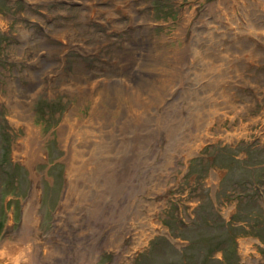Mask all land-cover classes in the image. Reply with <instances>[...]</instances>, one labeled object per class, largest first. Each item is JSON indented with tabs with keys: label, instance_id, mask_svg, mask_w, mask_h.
Returning <instances> with one entry per match:
<instances>
[{
	"label": "rangeland",
	"instance_id": "374dc122",
	"mask_svg": "<svg viewBox=\"0 0 264 264\" xmlns=\"http://www.w3.org/2000/svg\"><path fill=\"white\" fill-rule=\"evenodd\" d=\"M0 264H264V0H0Z\"/></svg>",
	"mask_w": 264,
	"mask_h": 264
},
{
	"label": "bare ground",
	"instance_id": "6f19581e",
	"mask_svg": "<svg viewBox=\"0 0 264 264\" xmlns=\"http://www.w3.org/2000/svg\"><path fill=\"white\" fill-rule=\"evenodd\" d=\"M97 124H98V122H97ZM89 128H91V126L90 125H88V126H84V129H89ZM92 130V129H91ZM97 134V133H96ZM104 135V134H103ZM88 136V135H87ZM86 136V137H87ZM69 135L67 134V137L65 136V140H66V142H64L65 143V146H68L69 145ZM91 137V136H90ZM99 137V136H98ZM33 139H31V141L33 142V146L35 147V143H36V141H35V138L34 137H32ZM88 138V137H87ZM96 138V137H95ZM89 139V138H88ZM93 139H94V137H93ZM97 139V138H96ZM83 140V139H82ZM113 141V140H112ZM85 142V141H84ZM97 142V141H96ZM115 142V141H114ZM91 143V142H90ZM90 143H89V145H90ZM134 143V142H133ZM110 145H111V143H109ZM114 144V143H113ZM92 145V144H91ZM101 146V145H100ZM33 147V150H28L30 153V156H32V157H34V156H36V154L38 153L36 150H35V148ZM109 147H111V146H109ZM80 148V147H79ZM92 148V147H91ZM70 149V148H69ZM72 149V148H71ZM74 149V148H73ZM82 149H83V151H82V153H79V155H81V159H79L80 157H75V159L76 160H78V162H79V164H80V167H75L74 165V163L70 160V163H68V179H69V185H72L73 184V182L75 183V181L77 180H85V181H82V182H86V183H89V185L91 184V180H92V178L96 175L97 177L98 176H100L101 174L100 173H102V175H101V178L103 179L102 180V182H101V184H98V188H102L103 186H110L111 187V185H113L114 183L116 184V181L118 180L119 181V179H118V177L117 178H115V176H114V174L115 173H112V174H107V173H109V172H107V173H104L103 172V168H102V166H100V168H99V171H96L95 170V167L94 166H92V167H88L87 166V164H85V162L83 161L84 159V154H85V152H87V150H88V146H87V144H83V147H82ZM87 149V150H86ZM109 149V148H108ZM81 151V150H80ZM92 152H94V151H92ZM101 152V151H100ZM77 153V152H76ZM93 154V153H92ZM94 155V154H93ZM70 156V154L68 155V157ZM95 157V156H94ZM70 158V157H69ZM32 159V158H31ZM73 159V158H72ZM31 161V160H30ZM111 165H113V164H111ZM98 168V167H97ZM104 170H105V168H104ZM96 173V174H95ZM100 181V180H99ZM92 183H96L95 181L94 182H92ZM83 184H85V183H83ZM69 185H68V187H69ZM96 185V184H95ZM72 187V186H71ZM104 189V188H103ZM104 191V190H103ZM69 192V191H68ZM88 193V192H87ZM112 194V193H111Z\"/></svg>",
	"mask_w": 264,
	"mask_h": 264
}]
</instances>
